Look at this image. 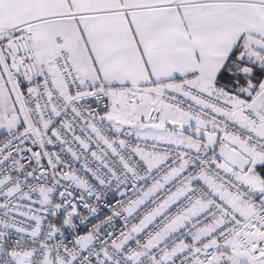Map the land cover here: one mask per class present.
<instances>
[{"label":"snow or ice","instance_id":"1","mask_svg":"<svg viewBox=\"0 0 264 264\" xmlns=\"http://www.w3.org/2000/svg\"><path fill=\"white\" fill-rule=\"evenodd\" d=\"M0 264H264V0H0Z\"/></svg>","mask_w":264,"mask_h":264},{"label":"built area","instance_id":"2","mask_svg":"<svg viewBox=\"0 0 264 264\" xmlns=\"http://www.w3.org/2000/svg\"><path fill=\"white\" fill-rule=\"evenodd\" d=\"M74 167H79L78 164L74 165ZM96 221H93V223H95ZM90 226V225H89ZM117 226L119 227V222H117Z\"/></svg>","mask_w":264,"mask_h":264}]
</instances>
